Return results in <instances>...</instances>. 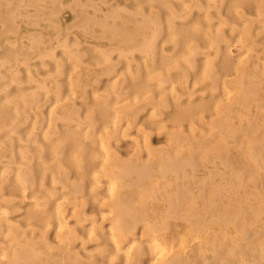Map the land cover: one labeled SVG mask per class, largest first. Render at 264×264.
I'll use <instances>...</instances> for the list:
<instances>
[{"label":"bare ground","instance_id":"obj_1","mask_svg":"<svg viewBox=\"0 0 264 264\" xmlns=\"http://www.w3.org/2000/svg\"><path fill=\"white\" fill-rule=\"evenodd\" d=\"M61 1L0 0V264H264V66L233 50L256 0ZM103 53L79 96L69 57Z\"/></svg>","mask_w":264,"mask_h":264},{"label":"rangeland","instance_id":"obj_2","mask_svg":"<svg viewBox=\"0 0 264 264\" xmlns=\"http://www.w3.org/2000/svg\"><path fill=\"white\" fill-rule=\"evenodd\" d=\"M259 1H260V3H259ZM66 2H67V0L61 1V3L58 6V9L55 11V14L58 15L59 17H61L63 19V21L65 22V24L69 22L68 18L72 17V11H71V9L69 8V6L67 5ZM263 2H264V0H256V5H258V6H256V9L258 10V14L256 13L257 12L256 9L250 11L244 5H242L241 3L239 4L240 9H237L239 13H241V11H242V15L243 16H245V15H246L245 17L250 16V17H247L248 20L251 21V23L254 22V24L257 26L256 33H258V41L255 42L256 44L254 43L257 46H255L253 44H251V46H250V43L249 44H245V45H244V43H239V44L236 43L233 46V50L236 53H237V51H239V49L242 50V46H243L242 52L247 53L246 55H248V53H250V54L254 53L253 55L255 56V58H258L259 60H261L260 61V62H262L261 67H262V65L264 66V62H263L264 61V43H263L264 41H262V40H264L263 39L264 38V32H263V30H264V9H262V8H264V3ZM261 10L263 11V13H262ZM259 13H261L260 14L261 17L259 16ZM250 18H253V19H250ZM252 20H254V21H252ZM261 25H263V26H261ZM68 26H69V24H68ZM237 28H238L237 31H240V30L242 31V29H243L244 32L245 31L248 32V30H249V29L245 28L244 26H237ZM261 31H262V34H261ZM259 33L261 34V36H259ZM63 34H65V36L71 35V36L75 37L77 41H80L83 44L93 45L95 47H104L107 44H109L108 43L109 41H107V40H105V39H103V38H101V37H99L97 35H94V34L88 32V31H83V30L77 28V26H71V28H68V29L64 30ZM236 45H237V47L239 49L236 48ZM261 45H263V46H261ZM208 48L209 47H206V48H204V50H206L205 53L207 55H210V58H211V56H213L212 55V51H214L215 48H211L213 50H211L210 48L208 49ZM64 49H65L64 47H59L57 50L63 52ZM215 51H216V49H215ZM215 51H214V54L216 53ZM123 52L120 54V56L122 55V58H125L124 55H123L124 54ZM256 54H260V55L256 56ZM114 55H118V53L115 52ZM214 56L216 57V54ZM58 58L59 57L54 56V57H46L45 59L54 60L55 65L60 66L61 63L59 62ZM66 58H68V57H66ZM101 58L103 59L102 61L95 63V62H82V61L78 60L76 57H72V56L69 57V61H70L71 65H72V69L68 73L67 82L71 85V88H74V89L78 90L77 92H78L79 96L80 95L82 96L81 92L85 91V87H86L85 83L88 81V77H90V75L92 73L99 71V69L102 66H104L106 64H109L112 61H114V63H118V56L115 57L112 60V56H110L108 53L101 54ZM240 62H242V61H240ZM46 68H48V66L45 67V69ZM131 71H132V66L128 67L126 69H123V70H121L119 72H112L111 74L105 76V77H110V81H109V84L107 86L101 87L98 84V81L96 80V81H93V83H96V84H94L92 89L99 91V94H100L101 98L105 97L106 95H108V93H111V92L119 89L120 86L124 82H126L127 74L131 73ZM51 74L52 73H50V74L49 73H46V74L44 73L42 75L41 80H40L41 83L38 86L39 90H45V91H48V90L55 91V90H57L58 87H57V85H55V80L51 77L52 76ZM79 74L82 75V78H78ZM76 75H77V77H75ZM141 127L146 129L147 131H150V129L147 128V126L145 124H142ZM129 131H131V129H128V132ZM132 131H134V129ZM133 136L136 137V134H134ZM153 137H154V143H155L156 147H160V146L163 145V143L158 141V139L155 137V133H153ZM147 196L149 197V194H147ZM149 199H151V198H149ZM154 209H155V213L154 214L157 215L156 219H157V221H160L164 217L163 211L166 209V205L164 203H163V205L162 204H158ZM158 218H160V220H158ZM161 230L162 229H160L159 232H158V235L160 234L161 236H158L156 234L159 237L160 240L166 234L165 233L166 231H161Z\"/></svg>","mask_w":264,"mask_h":264}]
</instances>
